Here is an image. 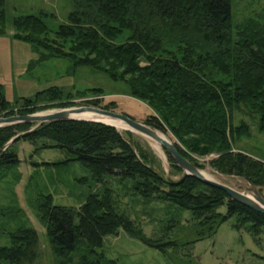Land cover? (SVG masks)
Wrapping results in <instances>:
<instances>
[{
	"label": "trees",
	"instance_id": "trees-1",
	"mask_svg": "<svg viewBox=\"0 0 264 264\" xmlns=\"http://www.w3.org/2000/svg\"><path fill=\"white\" fill-rule=\"evenodd\" d=\"M73 1L75 8L68 22L55 29L47 23L48 18H56L53 13L15 16L14 37L29 42L39 53L40 63L66 58L74 67H93L126 82L130 94L153 110L147 123L169 131L180 153L193 164L200 167L193 154L216 153L211 159L214 167L241 176L264 191V161L235 147L241 137L251 136V128L245 121L235 125L232 116L243 105L259 115V129L264 133V21L250 19L234 25L233 0ZM5 6L6 0H0V34L7 27ZM64 94L57 85L50 86L34 98L24 99L19 114L36 112L42 108L40 100L60 101ZM67 97L71 99V94ZM66 100L62 106L71 105ZM88 103L98 106L99 100ZM110 105L114 103L105 108ZM10 106L0 91V113L13 112ZM30 126L0 127V169L19 161L12 149L18 138L3 148L21 129L26 131L21 139L32 144L47 139L51 142L41 148L58 147L73 153V159L88 168L96 182L108 177L128 179L133 191L145 199L191 211L194 237L179 242L148 237L117 207L110 188L89 194L79 208L55 205L52 194H41L33 204L46 227L56 264H120L99 251L105 237L120 229L159 249L175 264H196L192 258L182 263L174 252L193 249L231 217L247 225L254 235L264 231V214L233 200L220 188L184 176L167 151L182 176L165 178L114 126L80 119L53 120L27 131ZM223 206L225 212L220 210ZM173 222L168 229L176 226ZM40 255L38 232L28 224L11 233V245L0 247V260L17 264L22 258L31 264Z\"/></svg>",
	"mask_w": 264,
	"mask_h": 264
},
{
	"label": "rangeland",
	"instance_id": "rangeland-1",
	"mask_svg": "<svg viewBox=\"0 0 264 264\" xmlns=\"http://www.w3.org/2000/svg\"><path fill=\"white\" fill-rule=\"evenodd\" d=\"M74 8L73 0H6L7 27L0 34V91L14 110L11 113L1 112L0 116L22 115L18 108L23 106L24 99H32L37 92L57 85L65 93L63 99L52 102L40 100L38 106L42 108L28 114L96 106L88 101L98 99L99 105L96 107L105 108V105L114 103L110 105L112 107L105 109L124 113L152 126L174 142L175 138L169 131L147 123L153 110L130 94L126 82L114 80L107 73L93 67H74L72 61L66 58L53 57L40 63L39 53L33 46L14 37L12 20L17 15L39 14L42 11L53 13L56 18H48L47 23L50 28L55 29L59 23L68 22L69 14ZM232 17L236 26L244 25L250 19L263 22L264 0H233ZM99 89L101 91L98 92ZM67 94H71V99H67ZM63 100L71 102V105L62 106ZM232 116L235 125L245 121L251 128V136L241 137L235 147L264 161V133L259 129V115L241 105L233 110ZM17 124L24 123L13 125ZM25 124L35 128L38 123ZM119 131L131 140L136 151L144 154L147 162L162 176L172 180L182 176V172L172 166L166 150L161 146L163 153H160L153 147L152 138L126 128ZM24 132L26 131L17 130L15 136L20 135V138L12 146L19 161L8 169H0V247L11 245V233L28 224L38 232L41 251L40 257L31 264H56L46 227L40 222L33 204L36 198L41 194H52L55 205L79 208L89 194L102 193L109 188L117 207L141 227L148 237L179 242H186L194 237L190 230V210L168 202L147 200L133 191V183L128 179L108 177L104 182H96L89 169L73 159V153L58 147L41 148L43 143L51 141L42 138L37 144H32L29 140L21 139ZM128 132H131L130 136ZM192 156L199 163L198 168L211 173L214 180L250 195H254V192L248 188H253L264 196L261 188L245 178L222 173L214 167L211 159L218 154ZM220 210L225 212L226 207L223 206ZM173 221H176V226L168 229L167 226L170 227ZM186 250L181 248L174 252L180 256L182 263L192 258L196 264H264V231L254 235L247 225L234 216L225 221L215 235L197 241L193 249ZM99 251L120 264H175L162 251L130 236L123 229L117 234L106 236ZM0 264L17 263L0 260ZM18 264L30 262L22 258Z\"/></svg>",
	"mask_w": 264,
	"mask_h": 264
},
{
	"label": "water",
	"instance_id": "water-1",
	"mask_svg": "<svg viewBox=\"0 0 264 264\" xmlns=\"http://www.w3.org/2000/svg\"><path fill=\"white\" fill-rule=\"evenodd\" d=\"M84 112H92L94 114H99L104 118L120 121L127 126L126 129L130 131L140 132L158 141L160 145L174 158L176 163L182 168L184 176L192 175L203 183H206L213 187L220 188L224 190L228 194V196H230L233 200L245 204L248 207L264 214V198L255 189L248 188V190L254 192V195H250L249 193L240 191L227 184H224L222 182L207 177L195 164H193L187 157H185L183 154L180 153L174 142L168 136L167 139L160 134L163 132L145 123H141L133 119L131 116H128L121 112H115L105 108L86 105V106H78L71 108H63L48 114L33 113V114H25V115L0 116V127L13 125L16 123H30V122H37L38 123L37 126H38L42 123L50 122L53 120L80 119V120H89V121L105 123L117 128L115 124H110L101 119H87V118L77 117V115H80ZM32 129L34 128H29L28 131ZM19 136L20 135H17L14 138H12L5 145L3 149H6L9 145H11L15 141V139L19 138Z\"/></svg>",
	"mask_w": 264,
	"mask_h": 264
},
{
	"label": "bare ground",
	"instance_id": "bare-ground-1",
	"mask_svg": "<svg viewBox=\"0 0 264 264\" xmlns=\"http://www.w3.org/2000/svg\"><path fill=\"white\" fill-rule=\"evenodd\" d=\"M51 112H55V111H47V112H42V113H40V114H48V113H51ZM77 117H80V118H87V119H101V120H103V121H105V122H108V123H110V124H115L119 130H120V129H125V128H127V126H126L124 123L120 122V121H115V120H112V119H109V118H104V117H102L101 115H99V114H94V113H92V112H84V113H82V114H80V115H77ZM160 134H161L162 136H164L165 138H167V135H166V134H163V133H160ZM167 139H168V138H167ZM153 140H154V139H153ZM152 145H153V147L156 148V150H158L160 153H163L162 147H161V145H160V143H159L158 141L154 140V141L152 142ZM201 171H202V173H203L204 175H206L207 177L214 179V176H213L211 173H209V172H207V171H205V170H201Z\"/></svg>",
	"mask_w": 264,
	"mask_h": 264
},
{
	"label": "crops",
	"instance_id": "crops-1",
	"mask_svg": "<svg viewBox=\"0 0 264 264\" xmlns=\"http://www.w3.org/2000/svg\"><path fill=\"white\" fill-rule=\"evenodd\" d=\"M14 32V31H13Z\"/></svg>",
	"mask_w": 264,
	"mask_h": 264
}]
</instances>
